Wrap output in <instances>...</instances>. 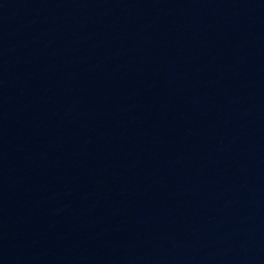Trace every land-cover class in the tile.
<instances>
[{"label": "water", "instance_id": "water-1", "mask_svg": "<svg viewBox=\"0 0 264 264\" xmlns=\"http://www.w3.org/2000/svg\"><path fill=\"white\" fill-rule=\"evenodd\" d=\"M0 264H264V0H0Z\"/></svg>", "mask_w": 264, "mask_h": 264}]
</instances>
